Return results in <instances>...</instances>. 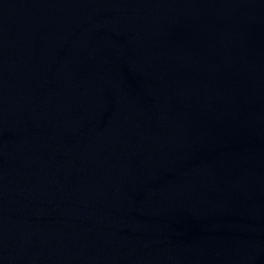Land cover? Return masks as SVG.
Segmentation results:
<instances>
[{
    "label": "water",
    "instance_id": "95a60500",
    "mask_svg": "<svg viewBox=\"0 0 264 264\" xmlns=\"http://www.w3.org/2000/svg\"><path fill=\"white\" fill-rule=\"evenodd\" d=\"M0 264H264V0H0Z\"/></svg>",
    "mask_w": 264,
    "mask_h": 264
}]
</instances>
